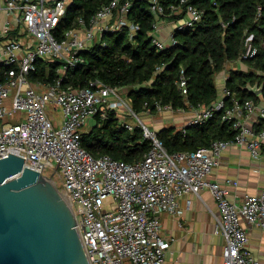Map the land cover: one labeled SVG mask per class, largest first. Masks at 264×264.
I'll use <instances>...</instances> for the list:
<instances>
[{
  "label": "built area",
  "instance_id": "obj_1",
  "mask_svg": "<svg viewBox=\"0 0 264 264\" xmlns=\"http://www.w3.org/2000/svg\"><path fill=\"white\" fill-rule=\"evenodd\" d=\"M69 1L0 0V11L7 16L0 34V158L9 152L24 158L25 166L49 177L55 186L54 173L46 176L44 171L49 168L58 172L61 186L56 187L75 217L89 264H164L170 239L161 233L160 216L178 214L180 197L186 193L199 196L203 189L210 192L217 207L213 231L224 241L223 264H262L247 249V232L241 221L264 228V189L246 194L236 203L228 199V188L210 179V174L221 152L230 145L246 148L254 160L260 158L264 104L233 98L224 85L218 100L195 108L183 128L202 124L219 110L221 120L231 124L233 137L216 139L194 151L169 153L157 133L133 111L120 87L91 80L79 89H61L59 81H32L30 75L40 58L59 59V72H63L83 62L80 51L90 47L102 32L119 31L124 25L131 32L138 29L126 18L130 1L110 0L87 20L78 18L77 26L57 38L53 31ZM147 1L156 19L154 45L161 49L165 43L158 35L159 18L164 10L158 0ZM171 10L184 11L185 16L172 21L168 43L175 42V28L192 25L202 13L189 0H179ZM14 24L22 27L21 37L9 36L16 29ZM252 40L251 34L245 38L246 50L234 62L242 64L256 55ZM178 87L182 94L187 93L182 74ZM226 97H231L229 104ZM157 109L173 111L171 106ZM108 110H114L129 131L140 126L144 138L150 141L139 160L94 157L81 146L82 127L97 114L105 118ZM56 111L58 120H54ZM254 113L255 120H247ZM20 117L17 123L7 121ZM225 182L235 184L228 179Z\"/></svg>",
  "mask_w": 264,
  "mask_h": 264
},
{
  "label": "trees",
  "instance_id": "obj_2",
  "mask_svg": "<svg viewBox=\"0 0 264 264\" xmlns=\"http://www.w3.org/2000/svg\"><path fill=\"white\" fill-rule=\"evenodd\" d=\"M127 20L138 26L134 32L124 25L119 31L102 32L88 48L80 51L83 62L59 72L61 61L55 57L40 58L31 73L32 81L55 84L61 89L70 86L79 89L91 80L118 86L138 114L156 113L157 106H171L173 110H188L209 106L219 98L217 75L227 62H234L246 50L245 38L253 35L252 45L257 48L254 57L243 62L248 69L229 68L225 87L231 97L252 99L258 95L242 89L249 82L263 84L264 96V0H189L201 10V17L190 26L173 30L174 43L161 49L154 45L155 15L147 0H129ZM163 7L164 19L176 21L185 16L184 11L173 13L171 7L179 0H158ZM110 0H70L53 33L60 38L67 29L77 26V19L87 20L96 10ZM0 66V74L2 73ZM183 70L181 73L180 71ZM181 74L186 79L187 93L178 87ZM1 80V77H0ZM231 97H226L229 104ZM89 128L82 127L81 146L94 157L109 156L116 160H139L150 146L140 126L129 131L114 110L105 118L95 115ZM9 122L21 120L10 118ZM169 153L194 151L207 147L216 140L233 137L231 124L221 120L215 110L202 124H191L182 129L163 127L157 132Z\"/></svg>",
  "mask_w": 264,
  "mask_h": 264
},
{
  "label": "water",
  "instance_id": "obj_3",
  "mask_svg": "<svg viewBox=\"0 0 264 264\" xmlns=\"http://www.w3.org/2000/svg\"><path fill=\"white\" fill-rule=\"evenodd\" d=\"M242 89L257 95L263 84ZM0 264H89L57 187L10 152L0 158Z\"/></svg>",
  "mask_w": 264,
  "mask_h": 264
},
{
  "label": "crops",
  "instance_id": "obj_4",
  "mask_svg": "<svg viewBox=\"0 0 264 264\" xmlns=\"http://www.w3.org/2000/svg\"><path fill=\"white\" fill-rule=\"evenodd\" d=\"M6 19L5 12L0 11V34ZM14 25L16 29L11 30L9 36L21 37L19 32L22 27ZM169 26L172 28V21ZM158 35L161 41L165 44L168 43L169 34L163 33L161 29ZM232 66L243 69V64L227 62L223 71L225 72ZM223 78L224 76L220 72L217 75V81H219V84L216 85L217 89L225 85ZM257 104H264L262 94L258 95ZM194 110L195 108L173 111L182 112L183 114L179 117L184 116L188 119ZM254 117H256V113L247 120L254 121ZM177 120L180 119L177 118ZM92 121L93 118L89 119L85 126L91 125ZM163 127H174V124L162 125L161 128ZM182 128L183 126L179 129ZM210 179L226 186L228 199L236 203H240L246 194H253L264 189V145L260 158L257 160H254L242 146H228L221 152L218 163L212 169ZM227 179L234 181L235 184L228 185L225 182ZM179 208L178 214H162L160 216L161 233L170 239L169 247L165 252L164 264H223L221 252L224 241L220 234H215L213 231L217 207L210 192L203 189L199 196L193 193L183 194L179 199ZM241 225L247 232V249L264 264V228L248 225L243 220Z\"/></svg>",
  "mask_w": 264,
  "mask_h": 264
},
{
  "label": "rangeland",
  "instance_id": "obj_5",
  "mask_svg": "<svg viewBox=\"0 0 264 264\" xmlns=\"http://www.w3.org/2000/svg\"><path fill=\"white\" fill-rule=\"evenodd\" d=\"M170 20L168 19H164L162 22H159V27L160 30H163V33H167V35L169 34V32L171 31V27L169 26ZM243 69L241 70H247L248 67L243 64L242 66ZM221 73L223 75H227V70L221 71ZM219 84V81H217L216 79V85ZM187 113V112H186ZM182 112H178V111H168V110H161L158 111L156 113H149L148 111L146 112H142V113H138L139 118L142 120V122L151 130L157 132L159 130V128H161L162 125H169V124H174L175 128H180L184 125H187L188 123V119L185 118L184 116H181V119L179 117V115H182ZM185 115V114H184ZM59 113L56 111L55 112V119L54 120H58L59 119ZM121 116V115H120ZM180 119V120H177ZM11 119H7V121H10ZM127 120H130L131 122H134L133 119L131 118H127ZM90 125L85 126L84 129L89 128ZM46 176H50L51 173H54L53 178L56 179V186L60 187L61 186V181L60 179H58L57 173L58 172H54L53 170L46 168L44 171Z\"/></svg>",
  "mask_w": 264,
  "mask_h": 264
}]
</instances>
